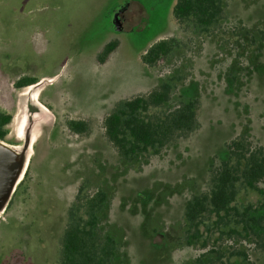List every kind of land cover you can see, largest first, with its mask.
<instances>
[{
  "label": "rangeland",
  "instance_id": "374dc122",
  "mask_svg": "<svg viewBox=\"0 0 264 264\" xmlns=\"http://www.w3.org/2000/svg\"><path fill=\"white\" fill-rule=\"evenodd\" d=\"M176 1L0 0V111L12 115L3 140L18 153L28 133L33 143L0 211V264H61L68 210L82 186L107 194L97 233L117 240L113 264H264L253 241L209 230L211 220L197 239L185 218L231 139L245 134L264 146V0H223V17L207 30L180 22ZM167 38L173 50L146 64L142 55ZM28 75L38 82L17 87ZM164 82L170 99L158 112L197 98L195 129L124 158L106 135V117ZM73 120L86 130L71 129ZM262 200L239 184V206Z\"/></svg>",
  "mask_w": 264,
  "mask_h": 264
},
{
  "label": "trees",
  "instance_id": "16d2710c",
  "mask_svg": "<svg viewBox=\"0 0 264 264\" xmlns=\"http://www.w3.org/2000/svg\"><path fill=\"white\" fill-rule=\"evenodd\" d=\"M174 15L180 22L192 21L207 30L224 15L223 0H177ZM264 31V29H263ZM172 38L154 43L142 55L143 61L153 66L174 48ZM116 43L104 48L101 61H105L115 49ZM35 78H30L28 84ZM171 85L167 82L153 90L121 101L106 117L108 139L126 159L147 153L152 148H161L176 138L185 136L197 124V98L181 102L176 108L158 112L160 106L170 99ZM12 115L0 112V139L8 134L6 126ZM70 128L83 132L85 121L73 120ZM225 156L218 165L209 169L208 190L195 194L187 203L185 218L195 237L202 236L201 226L212 221L209 230L222 234L244 237L264 248V146L241 134L226 144ZM239 184L259 192L263 200L239 206ZM79 189L76 201L68 210V222L62 237L61 264H113L117 240L97 233L99 212L107 194ZM229 227L228 231L223 228ZM248 260L245 251H231ZM252 264V263H249Z\"/></svg>",
  "mask_w": 264,
  "mask_h": 264
},
{
  "label": "water",
  "instance_id": "95a60500",
  "mask_svg": "<svg viewBox=\"0 0 264 264\" xmlns=\"http://www.w3.org/2000/svg\"><path fill=\"white\" fill-rule=\"evenodd\" d=\"M31 144L33 143H31L28 133L27 143L24 145L21 153H18L14 149L15 146L0 139V211L5 208L15 190V185L19 181L21 174L25 171V163L19 162H22L23 158L26 159L29 156L27 152Z\"/></svg>",
  "mask_w": 264,
  "mask_h": 264
},
{
  "label": "flooded vegetation",
  "instance_id": "af4514ba",
  "mask_svg": "<svg viewBox=\"0 0 264 264\" xmlns=\"http://www.w3.org/2000/svg\"><path fill=\"white\" fill-rule=\"evenodd\" d=\"M124 18L125 17H123L122 18V20H124ZM30 78H36L34 75H28V77L27 76H20L19 78H18V80L16 81V86L17 87H19V88H21V87H24V86H26V85H29L28 83V79H30ZM38 81L35 79V80H33V82L32 83H30V84H35V83H37ZM0 112H3V111H0ZM6 113V112H5ZM6 114H8V113H6ZM7 136V135H6ZM6 138V137H5Z\"/></svg>",
  "mask_w": 264,
  "mask_h": 264
},
{
  "label": "bare ground",
  "instance_id": "6f19581e",
  "mask_svg": "<svg viewBox=\"0 0 264 264\" xmlns=\"http://www.w3.org/2000/svg\"><path fill=\"white\" fill-rule=\"evenodd\" d=\"M40 118H41L40 115L37 114L35 119H40ZM23 126H24V123H21L20 124L21 129H20L19 135H23Z\"/></svg>",
  "mask_w": 264,
  "mask_h": 264
}]
</instances>
